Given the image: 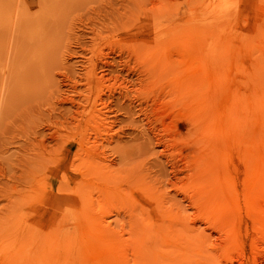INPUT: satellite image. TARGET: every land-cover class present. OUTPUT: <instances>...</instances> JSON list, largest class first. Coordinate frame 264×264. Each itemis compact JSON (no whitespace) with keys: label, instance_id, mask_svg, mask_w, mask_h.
I'll use <instances>...</instances> for the list:
<instances>
[{"label":"rangeland","instance_id":"obj_1","mask_svg":"<svg viewBox=\"0 0 264 264\" xmlns=\"http://www.w3.org/2000/svg\"><path fill=\"white\" fill-rule=\"evenodd\" d=\"M262 1L0 0V264H21L24 242L27 249L39 246L43 258L33 264L50 256L65 260L67 242L80 248L74 258L90 257L87 245L105 251L96 245L102 243L98 226L128 230L142 221L140 207L156 204L141 190L187 214L196 234L215 239L193 216L194 205H187L192 202L180 188L193 178L203 123L177 99L176 70L201 60L209 68L229 62L232 88L241 89L253 61L248 44L233 40V48L222 53L213 49L216 40L203 35L220 31L227 21L245 32L241 22ZM229 169L237 178L239 169ZM188 249L195 253L186 259H167L165 252L173 250L168 247L145 248L137 259L229 264L224 255ZM126 259L134 264L135 257Z\"/></svg>","mask_w":264,"mask_h":264},{"label":"bare ground","instance_id":"obj_2","mask_svg":"<svg viewBox=\"0 0 264 264\" xmlns=\"http://www.w3.org/2000/svg\"><path fill=\"white\" fill-rule=\"evenodd\" d=\"M257 7L259 9L254 15L241 22L243 30L246 29L245 32H242L241 26L236 29L232 22L227 21L224 26L220 27L218 25V29L221 28L220 31L207 32L204 35L200 33L204 38H211L212 41L216 40L217 42L214 43L213 49L217 46V49L218 47L220 48L218 51L223 50L222 53L224 51L226 53L227 50L233 48V40H241L245 43V47L246 43L248 44V55L253 61L251 64H247L250 67L248 66L247 75H244L245 79L242 80L241 86L243 87L241 88L236 84L241 89L235 90V87L232 88L231 75L234 73L229 74L232 71L228 67L229 62L226 65L224 64V66L219 62H215L216 66L209 68L201 60L196 61L197 63L195 62L196 64L194 65L193 63L190 64L186 69H180L184 70L183 72L178 73V70H176L177 74L181 73L176 81L177 99H180L179 101H182L183 104L188 105L195 120L203 123L200 132L202 141L198 145L199 154L191 162L192 169L190 176L192 175L193 178L192 180H188L187 184L180 186V188L181 191L183 190L185 194H188L190 198L188 199L193 203L187 205L191 207L194 205L193 216L205 223L206 227L210 228V236H212L211 230L214 231L216 234V237L214 236L215 239L209 241L202 235H198L200 233L196 234L193 224L188 222L187 214L185 216L182 209L180 210L182 213L174 211L175 209L169 210L171 207L168 209L163 206L159 202L157 195L155 196V194L153 195L141 190L142 195L154 198L156 204L151 209L140 207L139 211L142 221L138 225L128 228V230H124V228L115 230L110 228L109 225L98 226V235H100V242L102 243L101 245L96 243V245L101 246L100 248L105 251L98 252L100 249L97 250L94 247L95 245H93L94 243L89 240L93 243V247L87 245L88 249L93 250L90 251V254L95 256L90 255L87 258L86 255L81 254L79 258H74L71 254L77 253L80 248L74 241L70 245L67 242L66 244L68 245L65 244L67 249L65 247L64 251L67 254V257L66 255L65 257L69 259L66 260L65 258L62 261L56 260L57 257L50 256V252L52 251L47 246L45 248L49 252L50 257L44 261L41 260V264H128L126 259L128 255L135 257L134 264H139L137 257H140L146 251L145 248L161 249L166 247L173 249L165 252L167 259L176 254L182 255L183 259H186L189 254L195 253L188 248H202V250L206 251L204 255L209 256V254L213 253L219 257L224 255L226 257L224 259L229 264H234L233 260L235 256L237 259L236 264H264V1ZM195 21L196 24L204 27V22L201 19H196ZM198 30L200 31V29ZM200 34L198 33V35ZM243 43L241 44L244 46ZM211 61L213 62L214 60ZM237 67L239 68L238 65ZM232 68L236 67L233 66ZM239 84L241 83L239 82ZM245 88L246 91L244 90ZM229 166H236L239 169L237 178L230 176V172L228 171ZM237 184L240 189H236ZM150 191L152 192V190ZM108 199L110 200L111 198L108 197ZM132 199H134V202H137L135 197ZM50 216L48 220L53 217L51 214ZM35 221L38 220L36 219ZM54 224L57 223L55 222ZM61 225L63 226L64 223L62 224L61 222ZM55 227L57 226L54 225ZM90 229L92 230V228ZM57 232L55 235L58 234ZM91 238L95 240L93 237ZM26 244L24 242L25 249H21L19 252L21 256L24 254L23 257L19 258H23L22 261L20 260L21 264H33L35 261L37 262L43 258L36 250L39 246H36V249L34 247L32 249L28 248V250ZM43 245L41 249H44ZM70 248L72 251L68 253V249ZM245 248H248L247 252ZM85 253L87 254V251ZM200 253L203 255V252ZM78 254L76 255L78 256ZM11 255L9 254L10 257ZM0 256L2 257V255Z\"/></svg>","mask_w":264,"mask_h":264}]
</instances>
